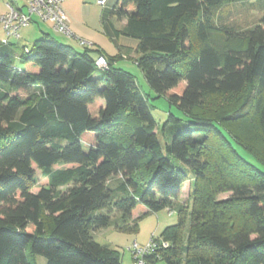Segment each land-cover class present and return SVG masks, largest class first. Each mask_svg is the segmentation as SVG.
<instances>
[{
  "label": "trees",
  "instance_id": "16d2710c",
  "mask_svg": "<svg viewBox=\"0 0 264 264\" xmlns=\"http://www.w3.org/2000/svg\"><path fill=\"white\" fill-rule=\"evenodd\" d=\"M255 1L117 0L118 34L137 43L114 56L47 34L30 50L0 42V264H34L28 249L46 264H122L92 233L112 223L136 233L164 209L177 222L151 264H264V4L246 30L221 22ZM217 37L240 46L220 48ZM132 52L150 90L186 118L168 115L163 146L134 77L113 68ZM214 97L234 101L210 109ZM142 171L149 180L134 194ZM185 193L191 204L179 205Z\"/></svg>",
  "mask_w": 264,
  "mask_h": 264
},
{
  "label": "rangeland",
  "instance_id": "374dc122",
  "mask_svg": "<svg viewBox=\"0 0 264 264\" xmlns=\"http://www.w3.org/2000/svg\"><path fill=\"white\" fill-rule=\"evenodd\" d=\"M9 2V0H0V15L5 13L7 11L6 5ZM80 5L83 4L81 1L79 2ZM264 4V0L261 1H255L252 3H246V4H234L232 7L228 9L227 15L222 17L221 22L223 25L228 27L229 29H233L234 31H243L250 27H252L254 24L258 22L261 15L263 14V11L261 9V5ZM79 15L86 20H88L89 24L96 29L94 39L93 41L96 42V45L99 44L101 48L105 50L108 54H114L116 51L114 49L113 44L109 41V39L103 34V31L101 30L100 22L98 20V15L100 11V6H98L95 3L88 2L85 5H82L78 8ZM113 16V15H112ZM117 19L113 16V25L116 26ZM35 23H30L26 27H22L19 30V34L21 36L20 40H17L14 37H7L6 34L3 32V29L1 28L0 24V40L2 38H7L11 43L17 44L18 49L22 50L23 47H26L27 49H31L34 42L40 38L39 32L35 34V31L43 30L44 32L48 33L51 38H53L56 42L69 45L71 46L75 51L82 52L84 47H82L76 40L69 38L61 33L56 32L53 29V26L48 23L41 20L34 21ZM38 27L40 29L38 30ZM85 40V39H84ZM217 45L218 47L223 46H231V47H238L240 44L237 41H225L222 39V37H217ZM15 42V43H14ZM119 44L128 45L134 47L136 45V40L132 38H128L125 36L119 35L118 37ZM138 57L135 52H132L130 56H126L124 58L116 59V61L113 64V68H117L120 70H123L129 74H131L134 77L135 83L138 86L139 90L143 95L146 96L147 99V105L150 109V113L152 115V118L157 124V136L158 139L163 146L165 143H168L171 139V131L172 129L170 127H164V123L168 119V115L171 114L175 118L181 120L182 124L186 122V118L183 115L182 112H180L175 106L171 105L165 98L163 97H156L155 94L150 90L149 86L147 85L145 78L140 70V68L137 66V64L134 62ZM105 60V59H104ZM15 65L17 67L20 66V60L19 58H16L14 60ZM234 99L226 100V98L221 97H214L209 98L207 105L208 108H215L219 103H223L225 106H229L233 103ZM223 107V106H221ZM239 152V151H238ZM240 153V152H239ZM244 158L247 159V156L240 153ZM139 176V178H138ZM137 177V181L139 183V187L133 190L132 192L134 194H139L142 191L143 182L145 183L149 180L148 175L145 174V172H141ZM36 178L38 180H42V177L39 172H36ZM144 180V181H143ZM123 182L121 177H112L109 179L107 186L109 189L113 191V197L115 199H118L122 196H124L123 191L118 190V186ZM128 193H131L130 190H128ZM229 194H221L219 195V199L227 198ZM181 202L179 205H190L191 201V193H185L183 196H181ZM174 211H171V213L168 212L167 209L161 210L157 213L150 214L138 221V230L136 233H124V232H118L113 229V223L104 231H97L92 233V237L95 242L102 246H108L119 254L120 260L122 264H132L131 261V255L128 252V248L133 242H136L140 246H144L147 244V242L150 240L151 236H153L155 239L163 241L160 238V234L163 231V229L167 226H171L176 224L177 222V212L175 209ZM114 222H117V217L112 218ZM188 229V223L184 226V236H186V232ZM27 256L31 262L34 264H46L45 259L40 255L31 254L30 250L27 251ZM157 264H164L162 261L157 262Z\"/></svg>",
  "mask_w": 264,
  "mask_h": 264
},
{
  "label": "built area",
  "instance_id": "2783aa9c",
  "mask_svg": "<svg viewBox=\"0 0 264 264\" xmlns=\"http://www.w3.org/2000/svg\"><path fill=\"white\" fill-rule=\"evenodd\" d=\"M66 0H9L6 13L0 16V24L7 37H18L19 30L32 22V17L48 22L53 29L69 38L76 40L82 47L90 48L92 43L76 37L69 28V19L63 11L62 4ZM97 4L104 6L105 1L99 0ZM3 44L7 39H1ZM94 65L99 70H107V62L99 57ZM169 213L171 211L168 210ZM168 243L151 236L146 245L140 246L133 242L128 248L132 264H151L147 257L157 253V250L166 249Z\"/></svg>",
  "mask_w": 264,
  "mask_h": 264
},
{
  "label": "crops",
  "instance_id": "0c3cea01",
  "mask_svg": "<svg viewBox=\"0 0 264 264\" xmlns=\"http://www.w3.org/2000/svg\"><path fill=\"white\" fill-rule=\"evenodd\" d=\"M80 1L83 4L80 5V3H79ZM97 1H99V0H66L62 4L63 11L65 12L66 16L69 19V28H70L71 32L76 37H78L82 40L85 39L84 41L92 43L93 48L100 49L102 52H104L108 56L116 55L118 50L125 49V47L133 48L132 46L119 44V42H118V37H119L118 31L125 25V21L124 20L123 21H117L116 26L113 25V16L111 14V11H112V8H113V6L117 0H103V1H105L104 6L98 5ZM88 2H92V3H95L98 6H100V11H99L100 13L98 15V20L100 22V26H101V30L103 31V34L109 39V41L113 44L114 49L116 50L114 52V54L110 55L107 52H105V50L103 48H101V46L99 44L96 45V42L92 40V39H94V35H95L94 33H95L96 29H94L89 24L88 20H86L85 18H83L79 15L78 8L82 5L87 4ZM3 14H1V15H3ZM35 19L39 20L36 17H32V23H35L34 22ZM39 29H40V27H38V30ZM37 32H39L40 37H42L43 34L49 35L48 33L44 32L43 30L35 31V34H37ZM2 39H4V38H2ZM16 39L17 40L21 39L20 34L18 35V37ZM8 42H10V41L8 40ZM181 198L182 197L179 198L178 203L181 202ZM101 231H104V230H101ZM110 249H112V248H110Z\"/></svg>",
  "mask_w": 264,
  "mask_h": 264
}]
</instances>
